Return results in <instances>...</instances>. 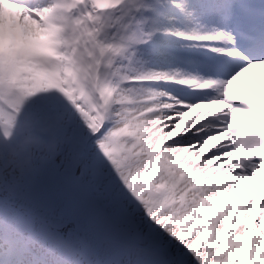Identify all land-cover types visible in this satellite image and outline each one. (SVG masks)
<instances>
[{"label": "snow or ice", "instance_id": "6c2138e0", "mask_svg": "<svg viewBox=\"0 0 264 264\" xmlns=\"http://www.w3.org/2000/svg\"><path fill=\"white\" fill-rule=\"evenodd\" d=\"M0 129V264H264V0H0Z\"/></svg>", "mask_w": 264, "mask_h": 264}, {"label": "rangeland", "instance_id": "374dc122", "mask_svg": "<svg viewBox=\"0 0 264 264\" xmlns=\"http://www.w3.org/2000/svg\"><path fill=\"white\" fill-rule=\"evenodd\" d=\"M31 79H26L23 81H18L22 87H31L41 84H47L48 80H40L39 75L31 73ZM31 100V98H30ZM4 111H10L7 105H3ZM2 129H0V134H2ZM28 136L29 144L26 143V138L24 135ZM50 139L49 129L45 125L34 126L25 122L23 116H21L20 121L15 129V135L12 140V147L7 151V154L15 164H19V169L17 170V175L21 172V166L29 161H34L39 159L43 152L46 151L48 141ZM11 163L8 164L7 170L4 173L9 177V169L13 166ZM11 178V177H9Z\"/></svg>", "mask_w": 264, "mask_h": 264}, {"label": "bare ground", "instance_id": "6f19581e", "mask_svg": "<svg viewBox=\"0 0 264 264\" xmlns=\"http://www.w3.org/2000/svg\"><path fill=\"white\" fill-rule=\"evenodd\" d=\"M48 7L51 8L52 5H49ZM94 11L97 12L96 10H94ZM97 13L103 18V20L102 21H93V22H91V26L92 27L99 26V27L103 28L104 30H107V28L111 24L116 23V21L111 20V17H112V14H113L112 10L108 11V12H104V13H100V12H97ZM94 51L96 52V59L100 60L101 57L99 55V52L96 51L95 49H94ZM110 55L111 54H109V56ZM106 59L107 58H105V60ZM18 62H19V57H17V63ZM92 63H93V69L91 70V74H86L83 71L80 72L81 73L80 75H81L82 83L88 88L89 91H94L92 85H93L94 75H95V72H96V67H95V61H93ZM110 71H111V69L109 67H107L106 64H105L104 66H101V68L99 70V75L107 77L109 75ZM63 75H66V74H63ZM39 78H40V80H47V78L42 76V75H39ZM243 79H244L245 82H247V78H243Z\"/></svg>", "mask_w": 264, "mask_h": 264}]
</instances>
